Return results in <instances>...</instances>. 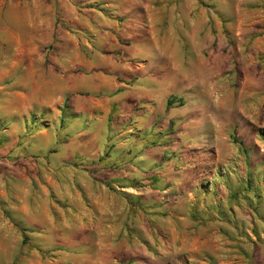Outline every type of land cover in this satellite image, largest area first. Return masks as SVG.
Listing matches in <instances>:
<instances>
[{
	"label": "rangeland",
	"instance_id": "1",
	"mask_svg": "<svg viewBox=\"0 0 264 264\" xmlns=\"http://www.w3.org/2000/svg\"><path fill=\"white\" fill-rule=\"evenodd\" d=\"M138 2L151 16L164 6L166 20L179 10L176 0H0V264H140L146 256L141 248L145 264H155L156 257L159 264H175L168 230L162 249L155 247V229L146 246L80 245L88 234L80 228L92 214L83 220L79 213L91 205L86 191L97 188L98 167L123 164V143L157 152L163 136L175 134L192 111L195 124L229 134L230 144L219 150L223 161L207 166L204 175L227 181L233 204L256 208L264 234V0H243L238 7L209 0L211 37L199 39V59L175 70L195 82L194 91L175 99L178 126L171 122L165 134L144 102L130 111L127 102H112L140 92L139 80L157 77L152 59L146 72L139 71V60L146 59L142 47L173 45V38L141 36L135 42L125 34L126 7L135 19ZM148 83L144 90L156 88ZM141 156L136 160L146 171L154 168L156 157ZM163 158L161 163L170 156ZM124 226L132 237L134 229L127 221ZM263 237L254 253L228 246L226 258H237L223 264H254L248 263L253 254L264 256ZM199 249L190 252L195 256Z\"/></svg>",
	"mask_w": 264,
	"mask_h": 264
},
{
	"label": "crops",
	"instance_id": "2",
	"mask_svg": "<svg viewBox=\"0 0 264 264\" xmlns=\"http://www.w3.org/2000/svg\"><path fill=\"white\" fill-rule=\"evenodd\" d=\"M175 3L179 10L175 11L176 14L169 15L167 20L163 14L164 6L151 16L146 4L144 6L138 2L133 5L137 11L135 19L131 16L133 14L130 6L123 11L125 16L129 17V28L125 34L133 38V41L137 42V38L141 36L147 39L173 38L174 41L170 47L161 43L142 47L140 55L144 54L146 59L139 60V71L146 72L152 59L158 72L157 77L139 80V83H143L139 86L142 90L137 94L126 95L121 100H112L117 103L127 102L128 111L136 101L144 102L145 110L160 118L155 123L156 128L163 134L171 122L174 121L178 126L179 112L175 99L183 92L192 93L195 87L194 81H190L186 75H180V72L179 75L176 74L175 70L182 69V63H193L195 58L199 59L203 47L199 39H203L201 41L204 43L210 39L212 32L209 0H176ZM226 3L238 7L243 4V0H226ZM145 15L146 21L142 24L144 20L141 18H145ZM131 66L129 65V69L133 70ZM164 70L171 71L162 75L160 71ZM131 72L134 74V71ZM125 75L128 77L130 73L126 72ZM149 80L155 83L154 90H144V85H151ZM186 115L184 125L179 126L175 134L166 133L163 136L161 142L164 140L165 144L159 146L157 152L145 151L147 154H144V149L134 151L123 143L121 153L125 154V157L122 166L119 165L118 169L112 166H104L101 169L97 166L98 186L95 190L86 191L91 198V205L82 207V212L79 213L83 220H87L89 211L92 214L86 226L80 228L82 232H88L79 242L80 245L119 246L124 241L126 245L146 246L150 230L155 229L154 244L160 249L163 248L164 238L167 237L163 232L169 231L170 245L177 254L175 264H223L229 259L235 262L237 255H228L229 259L226 258L228 246L255 252L260 236L264 235L262 228H258L256 208L233 204L232 199L236 197L230 196L233 191L226 186L227 181H218L215 173L204 175L207 166H216L223 161L219 150L223 144H230L229 134L225 135L226 133L221 132L217 126H204V123L198 122L195 124L194 118L197 115L194 111ZM7 131V128L2 129V132ZM17 152L18 149H14L10 158ZM139 154H142V160L156 157L158 160L154 168L146 171L141 165V160H136ZM164 155L170 158L161 163ZM97 156L100 154L94 155L92 163L97 164ZM121 179L131 181L124 184ZM238 181L232 179L234 187L238 185ZM114 183L119 187L118 192L104 189L105 185ZM242 189L243 187L240 188ZM217 201V206H214ZM126 221L132 230L134 229L132 237L125 233ZM198 247V254L192 255L191 252ZM212 247L218 249L213 251ZM140 251L146 256L143 261L142 256L139 263L145 264L146 249L141 248ZM160 258H154L155 264H159ZM252 262L264 264V256L255 253L248 260V263Z\"/></svg>",
	"mask_w": 264,
	"mask_h": 264
},
{
	"label": "trees",
	"instance_id": "3",
	"mask_svg": "<svg viewBox=\"0 0 264 264\" xmlns=\"http://www.w3.org/2000/svg\"><path fill=\"white\" fill-rule=\"evenodd\" d=\"M170 101H168V104H169Z\"/></svg>",
	"mask_w": 264,
	"mask_h": 264
}]
</instances>
